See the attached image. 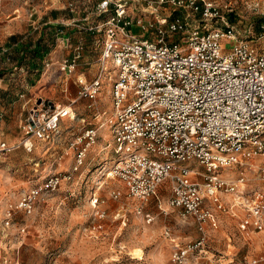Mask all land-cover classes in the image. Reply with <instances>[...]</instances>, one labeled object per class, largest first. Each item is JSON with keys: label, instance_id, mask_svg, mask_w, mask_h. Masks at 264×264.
<instances>
[{"label": "built area", "instance_id": "built-area-1", "mask_svg": "<svg viewBox=\"0 0 264 264\" xmlns=\"http://www.w3.org/2000/svg\"><path fill=\"white\" fill-rule=\"evenodd\" d=\"M126 3L98 0L97 14L108 18L89 30L108 34L96 77L79 79L80 97L95 102L103 80L111 82L113 114L99 126L109 125L113 133L116 158L108 176L120 180L127 195L140 204L169 184L170 206L192 217L201 234L195 244L173 247L172 264H190L194 252L205 251L215 211H227L223 195L239 194L241 200L234 207L246 211L240 221L245 236L264 233V192L240 191L247 185L245 170L255 169L256 159L264 160V24L256 40L238 38L215 0H156L149 8L158 4L171 14L180 13L134 23ZM262 6L264 2L251 4L253 10ZM134 28L142 34H135ZM63 43L72 54L60 69L70 74L85 46L64 37ZM73 113L71 107L50 100L35 101L21 123L26 149L31 151L35 140L48 142L60 136L62 119L76 118ZM99 129H87L75 143V172L96 143ZM14 149L0 142V150ZM235 168L242 170L236 179L224 175ZM259 171L264 181V168ZM71 179L72 174L49 176L41 187L26 192L16 209L31 214L42 192H53ZM121 196L118 190L112 192L114 199ZM12 212L11 207L9 218Z\"/></svg>", "mask_w": 264, "mask_h": 264}, {"label": "rangeland", "instance_id": "rangeland-1", "mask_svg": "<svg viewBox=\"0 0 264 264\" xmlns=\"http://www.w3.org/2000/svg\"><path fill=\"white\" fill-rule=\"evenodd\" d=\"M125 1L134 23L180 13L171 14L158 4L149 8L150 2L156 0ZM215 1L238 38L257 39L264 24V6L253 10L251 4H262L264 0ZM97 3L98 0H0V79L14 74V86L25 94V100L16 107L6 105L1 111L4 126L0 129V142L15 149L0 150V264H172L176 244L186 246L200 241L195 220L170 206L168 183L148 202L140 204L127 195L120 180L108 176L116 158L113 133L109 125L101 129L99 126L113 114L111 82L107 77L103 80L95 102L80 97L79 79L90 81L91 68L97 75L101 45L108 34L89 30L108 18V14H97ZM155 9L157 12L152 13ZM52 12H58L69 28H74L69 35H61L62 29L57 36L52 27L41 28L46 13ZM133 32L142 34L139 28ZM62 36L73 45L75 42V46H85L81 61L70 74L60 69L61 62L72 54L67 55L63 38L58 40ZM97 41L101 43L96 45ZM37 50L40 54H35ZM86 58L89 63L82 61ZM63 84L66 85L61 91ZM38 99L71 107L76 118L62 119L60 136L48 142L35 140L30 151L24 146L21 123ZM91 128L99 129L98 139L75 172V143ZM255 165V169L245 170L247 185L240 190L264 192L259 171V167L264 168V160L256 159ZM234 170L224 175L236 179L242 170ZM53 174H72V179L53 192H42L31 214L16 209L26 192L41 187ZM114 190L122 196L114 199ZM240 200L236 195H223L227 211H215L208 224L205 251L194 252L190 264H264V233L245 236L240 230L241 218L246 215L242 206L234 207ZM136 249L143 253L141 258L133 255Z\"/></svg>", "mask_w": 264, "mask_h": 264}, {"label": "crops", "instance_id": "crops-1", "mask_svg": "<svg viewBox=\"0 0 264 264\" xmlns=\"http://www.w3.org/2000/svg\"><path fill=\"white\" fill-rule=\"evenodd\" d=\"M49 25H52V26H49ZM66 25H68L67 22L65 21V19H63V18L60 17V14L58 12H57V17L56 18L53 17V14L52 13H46L45 18H43V22H42L41 28L44 29V27H45V29H47L49 27H52V29L57 32V36H60L59 35V31L64 28L65 31H66V33L69 35L70 34L69 33L70 30L72 31V30H74V28H69V26H66ZM44 36H45V34H44ZM64 37H65V35H64ZM62 38H63V36L61 38L58 37V40L60 41ZM74 44H75V42H74ZM64 47L65 48L66 47L68 48L66 50L67 55L70 52H72L71 49L68 46H65L64 45ZM82 61H86L87 62L88 61V58H86V60L84 59ZM87 63H89V62H87ZM93 71H94V69L91 68L89 70V72H88V78L90 79V81L93 80L96 77V71H95V73ZM14 77H15V75L12 74L10 77L5 76V77H3L4 79H2V80H5V79L6 80L4 82L3 87L1 88L2 90L0 91V129L4 126L3 125V123H4V121H3L4 115L1 114V111L4 109L3 106L6 107V105L7 106L8 105H10V106L11 105H15V107H16L17 104H20L23 100H25V94L18 92L17 89H16V87L14 86L15 85L14 82L16 81V78H14ZM16 83H17V81H16ZM65 85L63 84L61 86V88H60L61 91L63 90V88L65 87ZM18 96H20L21 99H19Z\"/></svg>", "mask_w": 264, "mask_h": 264}, {"label": "bare ground", "instance_id": "bare-ground-1", "mask_svg": "<svg viewBox=\"0 0 264 264\" xmlns=\"http://www.w3.org/2000/svg\"><path fill=\"white\" fill-rule=\"evenodd\" d=\"M244 186V185H243ZM243 186H241V187H243ZM240 191H242V190H240ZM232 195H236V197L238 196V198H239V194H232ZM238 199H236V201H237ZM133 255H135V258H141L142 256H143V253L141 252V250H138V249H136L134 252H133Z\"/></svg>", "mask_w": 264, "mask_h": 264}, {"label": "trees", "instance_id": "trees-1", "mask_svg": "<svg viewBox=\"0 0 264 264\" xmlns=\"http://www.w3.org/2000/svg\"><path fill=\"white\" fill-rule=\"evenodd\" d=\"M52 14H53V17H54V18L57 17V12H52ZM45 52H47V51H45ZM35 54H40V51L37 50V51L35 52ZM0 80L2 81V79H0ZM2 82H3V81H2Z\"/></svg>", "mask_w": 264, "mask_h": 264}]
</instances>
